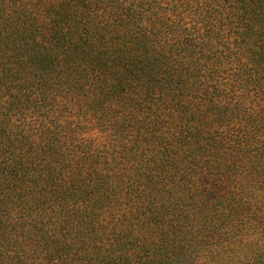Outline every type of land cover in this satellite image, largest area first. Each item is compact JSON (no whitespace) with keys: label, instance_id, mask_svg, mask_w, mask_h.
<instances>
[{"label":"trees","instance_id":"1","mask_svg":"<svg viewBox=\"0 0 264 264\" xmlns=\"http://www.w3.org/2000/svg\"><path fill=\"white\" fill-rule=\"evenodd\" d=\"M0 264H264V0H0Z\"/></svg>","mask_w":264,"mask_h":264}]
</instances>
